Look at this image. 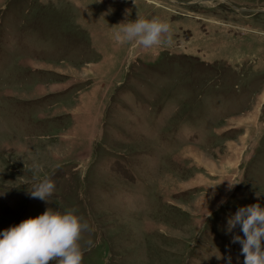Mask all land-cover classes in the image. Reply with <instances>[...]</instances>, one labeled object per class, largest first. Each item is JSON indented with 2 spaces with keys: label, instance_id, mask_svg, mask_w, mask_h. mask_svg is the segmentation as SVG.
I'll list each match as a JSON object with an SVG mask.
<instances>
[{
  "label": "rangeland",
  "instance_id": "obj_1",
  "mask_svg": "<svg viewBox=\"0 0 264 264\" xmlns=\"http://www.w3.org/2000/svg\"><path fill=\"white\" fill-rule=\"evenodd\" d=\"M138 14L171 46L116 43ZM257 202L264 0H0V232L75 208L83 264H243L227 220Z\"/></svg>",
  "mask_w": 264,
  "mask_h": 264
},
{
  "label": "clouds",
  "instance_id": "obj_2",
  "mask_svg": "<svg viewBox=\"0 0 264 264\" xmlns=\"http://www.w3.org/2000/svg\"><path fill=\"white\" fill-rule=\"evenodd\" d=\"M118 25L114 33L118 44L144 49L172 44L170 26L164 20L141 18L138 14L135 20ZM38 170L34 165L33 171ZM236 183L230 181L229 190ZM54 189L51 177L46 176L31 185L30 195L46 200ZM237 226L243 236L234 235L232 242L241 245L243 264H264V207L259 202L240 207L228 218L227 231L231 233ZM88 231L90 225L75 208H49L0 232V264H83L85 245L91 246V241L84 240Z\"/></svg>",
  "mask_w": 264,
  "mask_h": 264
}]
</instances>
